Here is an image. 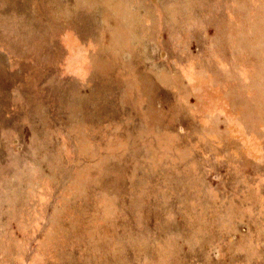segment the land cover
<instances>
[{
	"label": "rangeland",
	"instance_id": "1",
	"mask_svg": "<svg viewBox=\"0 0 264 264\" xmlns=\"http://www.w3.org/2000/svg\"><path fill=\"white\" fill-rule=\"evenodd\" d=\"M0 264H264V0H0Z\"/></svg>",
	"mask_w": 264,
	"mask_h": 264
}]
</instances>
